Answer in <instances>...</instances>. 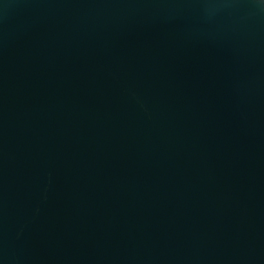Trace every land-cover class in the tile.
Listing matches in <instances>:
<instances>
[{
	"label": "water",
	"instance_id": "water-1",
	"mask_svg": "<svg viewBox=\"0 0 264 264\" xmlns=\"http://www.w3.org/2000/svg\"><path fill=\"white\" fill-rule=\"evenodd\" d=\"M0 264H264V0H0Z\"/></svg>",
	"mask_w": 264,
	"mask_h": 264
}]
</instances>
